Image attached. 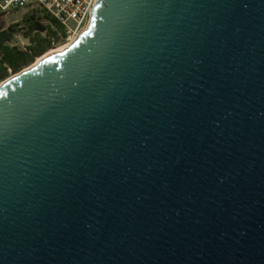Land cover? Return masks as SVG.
<instances>
[{
  "label": "water",
  "instance_id": "water-1",
  "mask_svg": "<svg viewBox=\"0 0 264 264\" xmlns=\"http://www.w3.org/2000/svg\"><path fill=\"white\" fill-rule=\"evenodd\" d=\"M0 264H264V0H97L3 80Z\"/></svg>",
  "mask_w": 264,
  "mask_h": 264
},
{
  "label": "trees",
  "instance_id": "trees-1",
  "mask_svg": "<svg viewBox=\"0 0 264 264\" xmlns=\"http://www.w3.org/2000/svg\"><path fill=\"white\" fill-rule=\"evenodd\" d=\"M19 22L29 40L23 47L11 43L15 35L12 27H0V83L55 47L65 34L63 24L40 8L33 9Z\"/></svg>",
  "mask_w": 264,
  "mask_h": 264
},
{
  "label": "built area",
  "instance_id": "built-area-1",
  "mask_svg": "<svg viewBox=\"0 0 264 264\" xmlns=\"http://www.w3.org/2000/svg\"><path fill=\"white\" fill-rule=\"evenodd\" d=\"M96 2L97 0H0V10L43 9L63 24V39H67L69 35L86 28Z\"/></svg>",
  "mask_w": 264,
  "mask_h": 264
},
{
  "label": "rangeland",
  "instance_id": "rangeland-1",
  "mask_svg": "<svg viewBox=\"0 0 264 264\" xmlns=\"http://www.w3.org/2000/svg\"><path fill=\"white\" fill-rule=\"evenodd\" d=\"M32 11L33 10H31L30 8H20V9L11 8L10 10H7L6 12L0 10V27L1 28L12 27L14 29V31H15V35H14L13 39L11 40L12 44H16L18 46L23 47L29 42V40L24 35L23 25H21L19 21H21L22 18L27 13L32 12ZM77 33L79 34L80 31L77 32ZM76 34H71V35L68 36L67 39L60 40L55 45V47L49 49L47 52H49V51H51L53 49H57L60 46L66 45V43L70 42V40L72 38H74L76 36ZM47 52H45L43 55H45ZM43 55H41V56H43ZM41 56H39L38 58H40ZM37 59L33 63H31L30 65L34 64L37 61Z\"/></svg>",
  "mask_w": 264,
  "mask_h": 264
},
{
  "label": "bare ground",
  "instance_id": "bare-ground-1",
  "mask_svg": "<svg viewBox=\"0 0 264 264\" xmlns=\"http://www.w3.org/2000/svg\"><path fill=\"white\" fill-rule=\"evenodd\" d=\"M78 35H79V34H77L74 38H72V39L70 40V42L66 43V45L60 46V47L57 48V49H53V50L47 52L45 55H43V56H41L40 58H38L37 61H36L34 64H36L39 60H41L42 58H44L45 56H47V55H49V54H51V53H53V52L62 51L64 48H66L68 45H70L71 42L74 41L75 38H76ZM34 64H32V65H34ZM32 65H30V66H32ZM30 66H29V67H30Z\"/></svg>",
  "mask_w": 264,
  "mask_h": 264
}]
</instances>
